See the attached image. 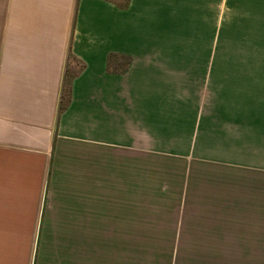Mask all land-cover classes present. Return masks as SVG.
I'll list each match as a JSON object with an SVG mask.
<instances>
[{
    "label": "crops",
    "instance_id": "1",
    "mask_svg": "<svg viewBox=\"0 0 264 264\" xmlns=\"http://www.w3.org/2000/svg\"><path fill=\"white\" fill-rule=\"evenodd\" d=\"M0 264H264V0H0Z\"/></svg>",
    "mask_w": 264,
    "mask_h": 264
},
{
    "label": "rangeland",
    "instance_id": "2",
    "mask_svg": "<svg viewBox=\"0 0 264 264\" xmlns=\"http://www.w3.org/2000/svg\"><path fill=\"white\" fill-rule=\"evenodd\" d=\"M165 161H169V160H165ZM148 236L150 241L153 240L157 241V240H163L164 237L166 238L167 234L164 233L159 234L158 232H156L155 226L150 225V232Z\"/></svg>",
    "mask_w": 264,
    "mask_h": 264
}]
</instances>
